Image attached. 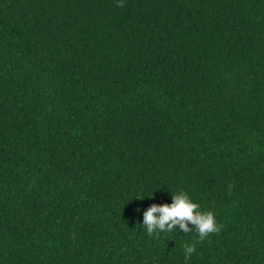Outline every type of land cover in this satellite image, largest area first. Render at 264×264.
<instances>
[{
  "label": "trees",
  "instance_id": "obj_1",
  "mask_svg": "<svg viewBox=\"0 0 264 264\" xmlns=\"http://www.w3.org/2000/svg\"><path fill=\"white\" fill-rule=\"evenodd\" d=\"M118 3L0 0V264H264V0Z\"/></svg>",
  "mask_w": 264,
  "mask_h": 264
},
{
  "label": "clouds",
  "instance_id": "obj_2",
  "mask_svg": "<svg viewBox=\"0 0 264 264\" xmlns=\"http://www.w3.org/2000/svg\"><path fill=\"white\" fill-rule=\"evenodd\" d=\"M118 7H123V0H119ZM198 204L192 202L185 192L173 194L171 205L152 204L143 214V227L149 236L160 233H171L179 227L185 234L195 230L199 240H204L210 233H218L220 228L217 226L214 214L211 211H197ZM189 224L194 225L190 228ZM194 245H184V258L188 260L195 253Z\"/></svg>",
  "mask_w": 264,
  "mask_h": 264
}]
</instances>
